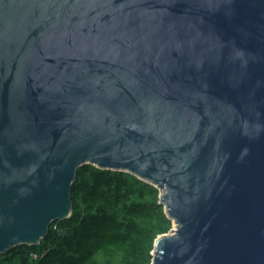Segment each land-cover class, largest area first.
Instances as JSON below:
<instances>
[{"label":"water","instance_id":"obj_1","mask_svg":"<svg viewBox=\"0 0 264 264\" xmlns=\"http://www.w3.org/2000/svg\"><path fill=\"white\" fill-rule=\"evenodd\" d=\"M85 165L159 191L151 264H264V0H0V255Z\"/></svg>","mask_w":264,"mask_h":264},{"label":"trees","instance_id":"obj_2","mask_svg":"<svg viewBox=\"0 0 264 264\" xmlns=\"http://www.w3.org/2000/svg\"><path fill=\"white\" fill-rule=\"evenodd\" d=\"M158 201L154 186L128 173L82 166L70 218L53 223L39 245L0 255V264H151L156 238L172 228Z\"/></svg>","mask_w":264,"mask_h":264},{"label":"built area","instance_id":"obj_3","mask_svg":"<svg viewBox=\"0 0 264 264\" xmlns=\"http://www.w3.org/2000/svg\"><path fill=\"white\" fill-rule=\"evenodd\" d=\"M34 258H35V256H34Z\"/></svg>","mask_w":264,"mask_h":264}]
</instances>
